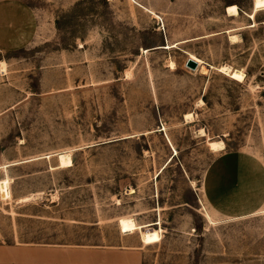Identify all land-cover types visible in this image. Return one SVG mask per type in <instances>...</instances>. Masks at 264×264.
I'll return each mask as SVG.
<instances>
[{
	"label": "rangeland",
	"instance_id": "374dc122",
	"mask_svg": "<svg viewBox=\"0 0 264 264\" xmlns=\"http://www.w3.org/2000/svg\"><path fill=\"white\" fill-rule=\"evenodd\" d=\"M232 154L264 170V0H0V247L264 264V207L235 219L205 196ZM235 167L214 179L229 213Z\"/></svg>",
	"mask_w": 264,
	"mask_h": 264
},
{
	"label": "crops",
	"instance_id": "0c3cea01",
	"mask_svg": "<svg viewBox=\"0 0 264 264\" xmlns=\"http://www.w3.org/2000/svg\"><path fill=\"white\" fill-rule=\"evenodd\" d=\"M236 155V156H235ZM226 155L214 163L206 175L205 196L210 207L220 215L230 218H246L254 216L264 207V188L261 196L253 184L257 179L264 185V170L257 167L255 173L250 172V161L243 160L237 154ZM230 164V170L238 168L242 189L233 188V199L240 200L234 212H224L225 193L223 188L215 182L218 175H222L224 166ZM237 176L236 179L239 177ZM236 181V180H235ZM129 247V246H128ZM143 249L132 246L116 249H102L90 247H67L63 245H47L46 247H0V264H143Z\"/></svg>",
	"mask_w": 264,
	"mask_h": 264
},
{
	"label": "bare ground",
	"instance_id": "6f19581e",
	"mask_svg": "<svg viewBox=\"0 0 264 264\" xmlns=\"http://www.w3.org/2000/svg\"><path fill=\"white\" fill-rule=\"evenodd\" d=\"M230 40L232 42L240 40V36H231ZM188 60H191V61L195 62L198 65L196 70L201 68L200 69V73L202 75H207L208 74V69H207L208 67H203L202 68V62L197 57L191 55ZM231 70H232V68L229 67V66H222V67L219 68V71L225 72V73H229V72H231ZM191 118H192L191 114L186 116L187 120H190ZM210 147L212 148V150H217V149L223 150V149H225V144H224V142L222 140L214 141V142L210 143ZM60 158H61V166H60V168L67 167V166L69 167L70 165H72V159H71V156L69 154H60ZM26 162H28V161H24L23 163H26ZM16 164H19V163H14L12 165H16ZM12 165H7L6 168L9 167V166H12ZM35 196H37V195H35ZM0 197L2 199H10L11 198L9 179H4V180L0 181ZM29 200H31V199L30 198H23V199H19L17 201V203L28 202Z\"/></svg>",
	"mask_w": 264,
	"mask_h": 264
},
{
	"label": "water",
	"instance_id": "95a60500",
	"mask_svg": "<svg viewBox=\"0 0 264 264\" xmlns=\"http://www.w3.org/2000/svg\"><path fill=\"white\" fill-rule=\"evenodd\" d=\"M186 67L194 71L197 69L198 65L191 60H187Z\"/></svg>",
	"mask_w": 264,
	"mask_h": 264
}]
</instances>
